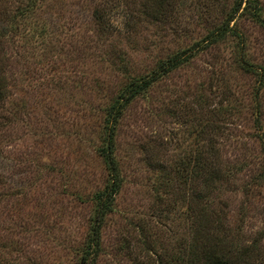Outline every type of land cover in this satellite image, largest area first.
I'll use <instances>...</instances> for the list:
<instances>
[{
  "label": "rangeland",
  "instance_id": "374dc122",
  "mask_svg": "<svg viewBox=\"0 0 264 264\" xmlns=\"http://www.w3.org/2000/svg\"><path fill=\"white\" fill-rule=\"evenodd\" d=\"M27 1L0 0V29H9L0 47V264H80L95 198L111 181L102 155L111 105L131 78L213 31L234 0H173V9L156 0ZM231 25L241 40L229 32L179 53L187 59L121 109L120 183L95 264L169 255L210 209L228 228L220 239L255 242L264 264V29L240 14ZM209 140L219 151L207 159ZM210 161L226 173L214 189L203 176Z\"/></svg>",
  "mask_w": 264,
  "mask_h": 264
},
{
  "label": "trees",
  "instance_id": "16d2710c",
  "mask_svg": "<svg viewBox=\"0 0 264 264\" xmlns=\"http://www.w3.org/2000/svg\"><path fill=\"white\" fill-rule=\"evenodd\" d=\"M31 1L32 0L26 2V6L28 8V5L31 4ZM172 1L173 0H156L155 3L156 5L161 6L162 4H170ZM173 8L174 6L171 5V9ZM26 10L27 9L25 7L23 10H21L20 14H23V12ZM239 14L241 16H247V18L255 21L264 29V14L262 7L260 4H258L257 0H234L233 6L229 11L226 12L224 19L219 25L216 26L213 31H209L205 36H203L199 41L193 43L189 48L178 51L176 54L170 55L167 59L160 61L158 67L149 74L140 76L139 78H131L124 87V90L119 95L120 97H118V99L111 105L110 121L112 122V127L110 126V132L107 135V143L105 147L102 148V155L111 175V181H109V183L105 186V189L95 198L94 213L87 237L82 248L80 264H95L97 257H99L102 250L100 240L101 223L105 215L113 210V200L116 193L118 192L120 182L118 165L114 156L113 124L117 122V119L121 113V109L135 96L139 94H145L149 87L156 80L176 67L179 63L187 59V57L180 59L181 56L179 53L182 54L191 50H199L202 44L211 46L212 44L218 43L226 38L229 32H232L234 35L239 37V40H241V35L239 36V33L235 30L233 25H231V23L235 20L236 15L238 16ZM94 16L97 19L103 17L100 12L96 13V10L94 12ZM15 17L16 15H11L9 18L10 20H14ZM8 31L9 29L7 25L0 29V37L2 38L0 39V47L5 44L4 36ZM241 43L243 44V42H240V44ZM245 49V47L242 48V51L245 52ZM244 57L245 55L242 56V59ZM247 69H250V66H248ZM250 70L252 73L260 74L262 72V67H253ZM5 89L6 78L4 77L0 66V98L4 97ZM212 127L216 128V125L214 126L212 124ZM260 140L264 148L263 135L260 137ZM215 144V140H209L207 159L218 156L219 148L216 147ZM196 160H202L201 153L200 157L198 156ZM204 169L205 167L202 166L200 171ZM261 169L264 170V167ZM204 173L205 174L203 176H206L205 183L207 189H210L211 187L214 189L216 183L226 177V173H224V171L222 172L218 164L215 165V163L212 161L208 162L207 175L206 171ZM257 176L261 177L260 172L257 174ZM199 195H196L195 197H198ZM196 201L197 200H195V202ZM194 217H196L197 221L196 234L189 243L177 246V249H174L175 251L173 250L170 254L168 253L169 255L159 253L156 254L157 257L154 260L149 258L148 261L145 260L139 264H168V261L172 264H259L261 262L259 261L261 257L260 251L257 247H255V242H249L247 245L244 243L243 245L238 246L230 239H223L225 241L220 239V237L226 233L225 230H228V228L222 222L219 214H217L214 210L210 209L209 212L201 210V212L196 213ZM183 246H186L188 250H186ZM155 260H157V262H154Z\"/></svg>",
  "mask_w": 264,
  "mask_h": 264
}]
</instances>
